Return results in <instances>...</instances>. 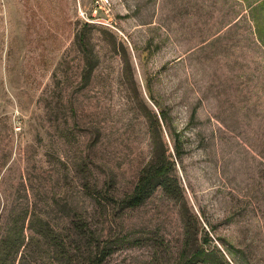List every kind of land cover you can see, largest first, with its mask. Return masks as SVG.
Returning a JSON list of instances; mask_svg holds the SVG:
<instances>
[{
	"label": "rangeland",
	"instance_id": "374dc122",
	"mask_svg": "<svg viewBox=\"0 0 264 264\" xmlns=\"http://www.w3.org/2000/svg\"><path fill=\"white\" fill-rule=\"evenodd\" d=\"M262 1L0 0V238L23 231L24 264H61L41 230L68 239L73 209L122 241L104 264H179L187 209L206 247L232 264H264ZM83 29L96 58L87 81ZM148 87L171 111L159 145L184 199L159 189L136 208L96 207L88 182L104 189L111 179L120 196L153 155ZM12 256L1 264H20Z\"/></svg>",
	"mask_w": 264,
	"mask_h": 264
},
{
	"label": "trees",
	"instance_id": "16d2710c",
	"mask_svg": "<svg viewBox=\"0 0 264 264\" xmlns=\"http://www.w3.org/2000/svg\"><path fill=\"white\" fill-rule=\"evenodd\" d=\"M254 9L264 15V0L258 3ZM255 23V33L259 43L264 48V24H261L259 19H255ZM88 25L89 23H86L84 29ZM84 29L80 34L79 43L84 52V80L87 81L94 72L95 55L87 45ZM135 88L138 90V87ZM148 88L149 97L156 109L150 107L144 99L141 98V101L142 110L145 111L143 113L150 122V128L154 134L153 155L140 169L133 188L120 196L111 191L115 187V183L111 179L106 181L104 189L94 187L88 182L85 187L91 192L96 207H104L107 205L106 203H110L119 209L136 208L143 205L159 189L174 201L184 199L185 190L177 173L176 163L172 160V155L168 154V149L159 145L163 127L171 128V111L155 99L150 87ZM173 140L175 156L181 159L185 152L183 143L174 134ZM183 221V240L178 250L179 264H232L225 259L223 252L218 247H206L207 242L212 239L208 232L203 233L204 229L200 217L196 213H192L187 209L183 213ZM22 233L21 230L16 236L0 238V264L12 259L10 255H13V260H17L19 256V263L24 264L26 254L24 250L22 251V247H26V245L24 239H22ZM41 234L50 239L61 264H104L117 251L122 242L98 234L97 230L91 226L87 213H83L78 209H73L70 215L68 239L61 238L59 233L52 232L51 228L46 225H43ZM136 240L141 239L136 238L134 241ZM150 240H152L151 246L156 250H166L168 246L163 238H152Z\"/></svg>",
	"mask_w": 264,
	"mask_h": 264
},
{
	"label": "built area",
	"instance_id": "2783aa9c",
	"mask_svg": "<svg viewBox=\"0 0 264 264\" xmlns=\"http://www.w3.org/2000/svg\"><path fill=\"white\" fill-rule=\"evenodd\" d=\"M114 27V26H113ZM115 28V27H114Z\"/></svg>",
	"mask_w": 264,
	"mask_h": 264
}]
</instances>
